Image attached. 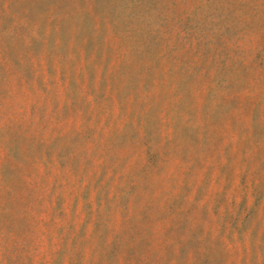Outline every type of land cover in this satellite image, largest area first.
Returning a JSON list of instances; mask_svg holds the SVG:
<instances>
[{
	"label": "rangeland",
	"instance_id": "1",
	"mask_svg": "<svg viewBox=\"0 0 264 264\" xmlns=\"http://www.w3.org/2000/svg\"><path fill=\"white\" fill-rule=\"evenodd\" d=\"M0 264H264V0H0Z\"/></svg>",
	"mask_w": 264,
	"mask_h": 264
}]
</instances>
